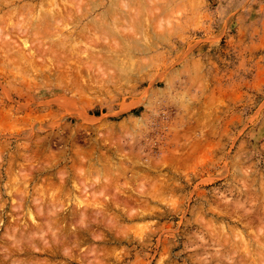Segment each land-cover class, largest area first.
<instances>
[{"label": "rangeland", "instance_id": "obj_1", "mask_svg": "<svg viewBox=\"0 0 264 264\" xmlns=\"http://www.w3.org/2000/svg\"><path fill=\"white\" fill-rule=\"evenodd\" d=\"M81 1L0 0V264H264V0Z\"/></svg>", "mask_w": 264, "mask_h": 264}, {"label": "bare ground", "instance_id": "obj_2", "mask_svg": "<svg viewBox=\"0 0 264 264\" xmlns=\"http://www.w3.org/2000/svg\"><path fill=\"white\" fill-rule=\"evenodd\" d=\"M79 1H80V0H79ZM82 1H83V0H82ZM82 1H81V2H82ZM67 2H69V1H67ZM50 3H51V2H50ZM57 3H58V2H57ZM72 3H73V2H72ZM79 3H80V2H79ZM110 3H111V2H110ZM43 4H45V3H43ZM46 4H47V3H46ZM46 4H45V5H46ZM77 4H78V3H77ZM45 5H44V6H45ZM48 5H49V4H48ZM75 5H76V4H75ZM5 6H6V5H5ZM73 6H74V5H73ZM76 7H77V6H76ZM73 8H74V7H73ZM78 8L80 9V7H78ZM47 9H48V8H47ZM45 10H46V9H45ZM75 10H76V9H75ZM72 11H73V10H72ZM77 11H78V10H77ZM81 11H82V10H81ZM88 11H89V10H88ZM32 12H33V11H32ZM68 12H69V11H68V9H67V13H68ZM55 13H56V12H55ZM69 13H71V12H69ZM69 13H68V14H69ZM78 13H79V12H78ZM73 14H74V11H73ZM83 15H84V14H83ZM85 15H86V14H85ZM75 16H76V12H75ZM52 17H53V16H52ZM84 17H85V16H84ZM84 17H83V18H84ZM48 18H49V16H48ZM77 18H78V17H77ZM77 18H75V19L77 20ZM63 19H64V18H63ZM63 19H62V20H63ZM78 19H80V18H78ZM68 20H69V19H68ZM45 21H46V20H45ZM47 21H49V20H47ZM47 21H46V22H47ZM53 21H54V20H53ZM55 21H56V20H55ZM71 21H72V20H71ZM49 22H50V21H49ZM72 22L74 23V21H72ZM58 23H59V22H58ZM114 23H115V22H114ZM114 23H113V25H114ZM44 24H45V23H44ZM70 24H71V23H70ZM30 25H31V24H30ZM35 25H36V24H35ZM40 25H41V24H40ZM105 25H106V24H105ZM113 25H112V27H113ZM19 26H20V25H19ZM19 26H18L17 28H19ZM39 27H41V26H39ZM45 27H46V26H45ZM52 27H53V25H52ZM54 27H55V26H54ZM43 28H44V27H43ZM50 28H51V27H50ZM74 28H75V26H74ZM26 29H27V28H26ZM37 29H39V28H37ZM37 29H36V30H37ZM58 29H59V28H58ZM109 29H110V28H109ZM43 30H44V29H43ZM43 30H42V31H43ZM55 31H56V30L54 29V32H55ZM57 31H58V30H57ZM0 32H1V31H0ZM37 32H38V31H37ZM46 32H47V31H46ZM50 32H51V31H50ZM81 32H82V31H81ZM90 32H91V31H90ZM44 33H45V32H44ZM84 33H85V32H84ZM46 34H47V33H46ZM93 34H94V33H93ZM101 34H102V33H101ZM67 35H68V34H67ZM76 35H77V34H76ZM116 35H117V34H116ZM128 35H131V33L128 34ZM35 36H36V35H35ZM87 36H88V35H87ZM87 36H86V37H87ZM67 37H68V36H67ZM71 37H73V36H71ZM71 37L69 36V38H71ZM99 37H100V36H99ZM120 37H121V36H120ZM69 38H68V40H69ZM71 39H72V40H71V43H72L74 38H71ZM61 40H62V39H61ZM61 40H60V42H62ZM75 40H76V38H75ZM101 40H103V37L101 38ZM122 40H123V39H122ZM76 41H77V40H76ZM79 41L81 42V40H79ZM125 41H126V39H125ZM60 42H56V43H60ZM64 42H65V41H64ZM69 42H70V41H69ZM77 42H78V41H77ZM93 42H95V41H93ZM71 43H70V44H71ZM54 44H55V43H54ZM54 44H53V45H54ZM74 44H76V42H75ZM78 44H79V43H78ZM93 44H94V43H93ZM122 44H123V43H122ZM51 45H52V44H51ZM56 45H57V44H56ZM88 45H89V44H88ZM96 45H97V44H96ZM96 45H95V46H96ZM75 46H77V45H75ZM81 46H82V45H81ZM81 46H80V48H81ZM95 46H94V47H95ZM117 46H118V45H117ZM53 47H54V46H53ZM53 47H51V49H52ZM86 47H87V46H86ZM101 47H102V46H101ZM113 47H114V46H113ZM75 48H77V47H75ZM80 48H78V49H80ZM88 48H89V47H88ZM105 48H106V47H105ZM115 48H117V47H115ZM118 48H119V47H118ZM68 49H69V48H68ZM106 49H107V48H106ZM111 49H112V48H111ZM113 49H114V48H113ZM123 49H126V51H125V50H123V51L127 52V48H123ZM129 49H130V48H129ZM59 50H60V49H59ZM92 50H93V49H92ZM94 50H95V48H94ZM103 50H104V49H103ZM103 50H102V51H103ZM117 50H118V49H117ZM121 50H122V48H121ZM147 50H148V49H147ZM86 51H87V48H86ZM107 51H108V53H112V51L110 52V49L107 50ZM62 52H63V51H62ZM79 52H80V51H79ZM113 52H115V51H113ZM116 52H117V51H116ZM118 52H119V51H118ZM49 53H50V52H49ZM55 53H56V52H55ZM58 53H59V52H58ZM58 53H57V54H58ZM86 53H87V52H86ZM91 53H92V51H91ZM91 53H89V55H90ZM99 53H100V52H99ZM122 53H123V52H122ZM127 53H128V52H127ZM127 53H125V54H127ZM57 54H56V55H57ZM61 54H62V53H61ZM75 54H76V53H75ZM84 54H85V53H84ZM100 54H101V53H100ZM100 54H99V55H100ZM102 54H103V53H102ZM115 54H116V53H115ZM46 55H47V53H46ZM54 55H55V54H54ZM54 55H53V57H56V58H57V56H54ZM64 55H65V54H64ZM64 55H63V56H64ZM110 55H111V54H110ZM118 55H119V53H118ZM121 55H124V53L121 54ZM127 55H128V54H127ZM86 56H87V55H86ZM90 56H91V55H90ZM92 56H93V55H92ZM107 56H108V55H107ZM58 57H59V55H58ZM65 57H66V56H65ZM71 57H72V56H71ZM73 57H74V56H73ZM73 57H72V58H73ZM81 57H82V54H81ZM118 57H119V56H118ZM60 58H61V57H60ZM62 58H63V57H62ZM78 58H79V57H78ZM111 58H113V55H112ZM114 58H115V57H114ZM57 59H58V58H57ZM57 59H56V60H57ZM81 59H82V58H81ZM98 59H100V58H98ZM101 59H102V58H101ZM105 59H106V58H105ZM105 59H104V60H105ZM107 59H108V58H107ZM107 59H106V60H107ZM50 60H51V58H50ZM52 60H53V59H52ZM67 60H70V57L67 58ZM92 60H93V59H92ZM92 60H91V58H90V61H92ZM111 60H112V59H111ZM111 60H108V61L110 62ZM113 60H114V59H113ZM129 60H130V59H129ZM57 61H59V60H57ZM57 61H56V62H57ZM83 61H84V59H83ZM90 61H89V62H90ZM94 61L97 62L95 59H94ZM108 61H107V62H108ZM114 61H115V60H114ZM62 62H64V61H61V62H59V63H62ZM65 62H67V61H65ZM65 62H64V63H65ZM86 62H88V61H86ZM89 62H88V63H89ZM111 62H112V61H111ZM130 62H131V61H130ZM130 62H129V63H130ZM49 63H51V62H49ZM57 63H58V62H57ZM74 63H75V62H74ZM74 63H73V64H74ZM84 63H85V62H84ZM98 63H99V62H98ZM113 63H114V62H112V64H113ZM124 63H125V62H124ZM127 63H128V62H127ZM53 64H54V63H53ZM65 64H66V63H65ZM79 64H81L80 61H79ZM93 64H94V63H93ZM125 64H126V63H125ZM130 64H131V63H130ZM85 65H86V64H84V66H85ZM97 65H99V64H97ZM103 65H104V64H103ZM123 65H124V64H123ZM52 66H53V65H52ZM61 66H62V65H61ZM80 66H81V65H80ZM80 66H78V67L80 68ZM90 66H91V62H90ZM90 66H86V67L89 68ZM126 66H127V65H126ZM128 66H129V64H128ZM53 67H54V66H53ZM73 67H74V66H73ZM73 67H72V68H73ZM56 68H57V67H56ZM83 68H84V67H82V69H80V70L82 71ZM121 68H122V66H121ZM125 68H126V67H125ZM59 69H60V68H59ZM73 69H74V68H73ZM91 69H92V68H91ZM77 70H78V68H77ZM80 70H79V71H80ZM85 70H86V69H85ZM60 72H61V71H60ZM75 72H77V71H75ZM84 72H85V71H84ZM101 72H102V71H101ZM120 72H121V71H120ZM126 72H127V71H126ZM78 73H79V72H78ZM87 73H88V71H87ZM93 74H94V72H93ZM86 75H88V74H86ZM86 75H85V76H86ZM119 75L121 76V74H119ZM58 76H59V75H58ZM81 76H82V75H81ZM88 77H89V76H88ZM122 77H123V75H122ZM79 78H80V77H79ZM101 78H102V77H101ZM77 79H78V78H77ZM77 79H76V80H77ZM76 80H75V81H76ZM78 80H79V79H78ZM78 80H77V81H78ZM85 80H86V79H85ZM71 81H72V80H71ZM71 81H70V82H71ZM75 81H74V82H75ZM88 83H89V82H88ZM63 84H64V83H63ZM86 84H87V83H86ZM86 90H87V89H86ZM68 102H69V101H68ZM189 137H190V136H189ZM189 137H188V138H189ZM200 143H201V142H200ZM193 148H195V147H193ZM190 150H191V149H190ZM190 150H188V151H190ZM191 151H192V150H191ZM33 152H34V151H33ZM36 153H37V152H36ZM190 154H191V152H190ZM32 158H33V157H32ZM183 159H184V158H183ZM83 160H84V159H83ZM98 160H99V159H98ZM10 161H12V160H10ZM30 161H31V160H30ZM34 161H35V160H33L32 162H34ZM12 162H13V161H12ZM32 162H31V163H32ZM35 162H36V161H35ZM38 162H39V161H38ZM86 162H88V160H87ZM98 162H99V161H98ZM104 162H105V160H104ZM10 163H11V162H10ZM36 163H37V162H36ZM40 163H41V165H42V162H40ZM82 163H83V161H82ZM92 163H93V162H92ZM100 163H101V162H100ZM111 163H112V162H111ZM117 163H118V162H117ZM121 163H122V162H121ZM80 164H81V163H80ZM103 164H104V163H103ZM9 165H10V164H9ZM11 165H12V163H11ZM11 165H10V166H11ZM77 165H78V163H77ZM77 165H76V166H77ZM100 165H102V164H100ZM107 165H108V164H107ZM21 166H22V165H21ZM36 166H37V165H36ZM102 166H103V165H102ZM108 166H111V165H108ZM32 167H33V165H32ZM39 167H40V164H39ZM42 167H43V166H42ZM74 167H75V166H74ZM91 167H93V166H91ZM95 167H96V166H95ZM103 167H105L106 169H107V168L109 169V168H111L112 166H111V167L103 166ZM103 167H102V168H103ZM116 167H117V166H116ZM116 167H115V169H117ZM126 167H128V166H126ZM37 168H38V167H37ZM44 168H45V167H44ZM64 168H65V167H64ZM71 168H73V167L71 166ZM78 168H79V167H78ZM122 168H123V167H121V169H122ZM29 169H30V168H29ZM38 169H39V168H38ZM62 169H63V168H62ZM96 169H97V168H96ZM118 169H119V168H118ZM118 169H117V170H118ZM74 170H75V169H74ZM79 170H80V169H79ZM90 170H92V169H90ZM111 170H112V169H111ZM119 170H120V169H119ZM37 171H38V170H37ZM39 171H40V170H39ZM75 171H77V170H75ZM80 171H81V170H80ZM84 171H85V170H84ZM93 171H94V170H93ZM106 171H108V170H106ZM109 171H110V170H109ZM109 171H108V172H109ZM115 171H116V170H115ZM115 171H114V172H115ZM8 172H9V171H8ZM116 172H117V171H116ZM120 172H121V170H120ZM13 173H14V172H13ZM20 173H22V172H20ZM61 173L63 174V173H65V172H60V174H61ZM86 173H87V171H86ZM86 173H85V174H86ZM91 173H92V172H91ZM112 173H113V172H112ZM65 174H66V173H65ZM78 174H79V173H78ZM82 174H83V172H82ZM92 174H93V173H92ZM105 174H106V173H105ZM110 174H111V172H110L107 176H109ZM113 174H114V173H113ZM118 174H119V172H118ZM123 174H124V173H123ZM99 175H100V174H99ZM6 176H7V175H6ZM14 176H16V174H15ZM23 176H26V175H23ZM67 176H68V174H67ZM81 176H82V175H81ZM111 176H113V175H111ZM116 176H117V175H116ZM119 176H121V175H119ZM134 176H135V175H134ZM20 177H21V176H20ZM27 177H28V176H27ZM60 177H62V176H59V179H60ZM63 177H64V176H63ZM63 177H62V178H63ZM105 177H106V176H105ZM25 178H26V177H25ZM85 178H86V176H85ZM103 178H104V177H103ZM115 178H116V177H115ZM21 179H23V177H21ZM63 179H65V178H63ZM112 179H113V178H112ZM16 180H17V179H16ZM80 180H81V179H80ZM85 180H86V179H85ZM92 180H93V179H92ZM99 180H100V179H99ZM7 181H9V179H8ZM13 181H14V178H13ZM17 181H18V180H17ZM17 181H16V182H17ZM89 181H90V180H89ZM106 181H108V180H106ZM106 181H105V182L103 181V184L106 183ZM113 181H114V179H113ZM11 182H12V180H11ZM11 182L9 183L10 185H11ZM30 182H31V181H30ZM60 182H61V181H59V183H60ZM65 182H66V180H65L64 182H62V183H65ZM97 182H98V181H97ZM111 182H112V180H111V178H110L109 183H111ZM139 182H140V181H139ZM92 183H93V182H92ZM92 183H90V184H92ZM95 183H96V182H95ZM122 183H123V182H122ZM146 183H147V182H146ZM244 183H245V182H244ZM12 184H13V183H12ZM48 184H49V183H48ZM80 184H81V183H80ZM80 184H79V185H80ZM139 184H140V183H139ZM144 184H145V183H144ZM144 184H143V186H145ZM148 184H149V183H148ZM53 185H54V184H53ZM59 185H60V184H59ZM59 185H58V186H59ZM63 185H64V184H63ZM63 185H61V186H63ZM74 185H75V183H74ZM85 185H86V184H85ZM85 185H84V186H85ZM87 185H88V184H87ZM99 185H100V184H99ZM101 185H102V184H101ZM105 185H106V184H105ZM110 185H112V184H110ZM12 186H13V185H12ZM50 186H51V185H50ZM80 186H81V185H80ZM121 186H122V185H121ZM129 186H130V185H129ZM76 187H77V189H78V186H76ZM88 187H89V186H88ZM103 187H104V186H103ZM105 187H106V186H105ZM122 187H123V186H122ZM11 188H13V187H11ZM27 188H28V187H27ZM59 188H60V187H59ZM98 188H99V187H98ZM107 188H108V184H107ZM107 188H106V189H107ZM110 188H111V187H109V190H111ZM114 188H115V187L113 186V189H114ZM19 189H20V188H19ZM53 189H54V188H53ZM116 189H117V187H116ZM118 189H119V188H118ZM127 189H128V188H127ZM137 189H138V188H137ZM150 189H151V188H150ZM154 189H155V188H154ZM59 190H60V189H59ZM78 190H79V189H78ZM96 190H97V189H96ZM99 190H100V189H99ZM102 190H104V189H102ZM102 190H101V191H102ZM152 190H153V189H152ZM107 191H108V190H107ZM116 191H117V190H116ZM137 191H138V190H137ZM142 192H143V191H142ZM8 193H9V192H8ZM6 194H7V193H6ZM238 206H239V204H238ZM239 207H240V206H239ZM12 208H14V207H12ZM247 210H248V209H247ZM29 213H30V212H29ZM201 240H202V239H201ZM224 242H225V241H224ZM212 243H213V242H212ZM216 245H217V243H216ZM221 248H222V246H221Z\"/></svg>", "mask_w": 264, "mask_h": 264}]
</instances>
